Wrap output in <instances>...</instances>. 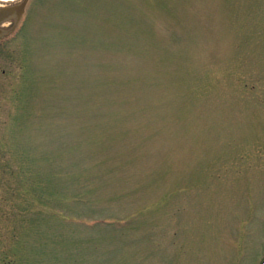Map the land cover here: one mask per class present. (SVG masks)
<instances>
[{
  "label": "rangeland",
  "instance_id": "rangeland-1",
  "mask_svg": "<svg viewBox=\"0 0 264 264\" xmlns=\"http://www.w3.org/2000/svg\"><path fill=\"white\" fill-rule=\"evenodd\" d=\"M0 264H264V0H29Z\"/></svg>",
  "mask_w": 264,
  "mask_h": 264
},
{
  "label": "water",
  "instance_id": "water-1",
  "mask_svg": "<svg viewBox=\"0 0 264 264\" xmlns=\"http://www.w3.org/2000/svg\"><path fill=\"white\" fill-rule=\"evenodd\" d=\"M28 0H0V36L9 34L22 16ZM5 5V6H4ZM11 27H10V24ZM10 27L3 28L4 25Z\"/></svg>",
  "mask_w": 264,
  "mask_h": 264
}]
</instances>
